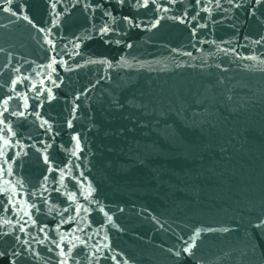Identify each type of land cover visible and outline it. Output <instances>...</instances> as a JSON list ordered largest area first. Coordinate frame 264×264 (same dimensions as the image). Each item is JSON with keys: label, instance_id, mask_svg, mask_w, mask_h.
I'll return each mask as SVG.
<instances>
[{"label": "water", "instance_id": "1", "mask_svg": "<svg viewBox=\"0 0 264 264\" xmlns=\"http://www.w3.org/2000/svg\"><path fill=\"white\" fill-rule=\"evenodd\" d=\"M149 5L0 0V264H264V0Z\"/></svg>", "mask_w": 264, "mask_h": 264}, {"label": "snow or ice", "instance_id": "2", "mask_svg": "<svg viewBox=\"0 0 264 264\" xmlns=\"http://www.w3.org/2000/svg\"><path fill=\"white\" fill-rule=\"evenodd\" d=\"M57 2H59V0H57ZM77 2H79V0H77ZM115 2H116L118 5L123 6V5L125 4L126 0H115ZM127 2H128L132 7H134V8H140V7L148 8V7L150 6V5H149V0H136V3H134V4L132 3V0H127ZM176 2H177V0H169V3H172V4H175ZM259 2H260V0H257V3H259ZM12 3H13V0H4V6L2 7V11L5 12V13H9V12H10L11 15L16 16V14H17L16 11H11V9H10V5H11ZM199 3H200V0H196V4H199ZM152 4H155V0H152ZM56 6H57L56 3H53V4L51 5V7H52L53 9H55ZM217 6H219V5H217ZM22 7H23L22 5H18V6H17V10H22ZM159 7H160V5H156V8H157V9H159ZM84 8H85V10H87V9H89V8H93V5H92L91 2H89V3H85V4H84ZM95 8H100V4L97 3V4L95 5ZM95 8H93V11H95ZM103 15H105V16H110L111 13H110L108 10L105 9L104 12H103ZM22 18H23L24 20H26L29 24H32L33 27H36V25L33 23V21H32L27 15L23 16ZM123 19H124L125 21H128L129 24H131V20L129 19L128 16H124ZM158 23H159V21H156L155 23H151V27L155 28V27L157 26ZM181 23H183V21H181ZM135 26H136V27H139V25H135ZM110 30H111V29H110V27L108 26L107 23H105L104 25H102V26L99 28L100 33H101V34H104V35H106ZM40 31H44V29L41 28ZM77 39H79V38H77ZM75 46H76V47H79V45H75ZM52 47H53V50H55V45H53ZM129 47H130V45H129ZM77 54H79V53H77ZM53 63H56V61H55L54 58H53ZM49 66H51V65H49ZM53 71H55V69H53ZM11 83H12V85H15V84L17 83V80L13 79V80L11 81ZM53 84H55V81H53ZM0 87H2V86H0ZM48 98H49V100H51V99L53 98L52 95H51V91H50V90H49V97H48ZM7 103H8V100L5 99V100H4V104L7 105ZM34 107H35V106H34ZM7 112H8V109H7V107H5V109H4V113H7ZM4 113H0V117H4ZM12 115H18L19 117H23V116H24V113H23V112H20V113H18V114H17V113H12ZM3 123H4V118H0V124H3ZM69 126L71 127V122H69ZM0 131H5V130H4V129H0ZM6 131H7V132H14V130L11 129V128L6 129ZM73 139H76V138L73 137ZM3 143H4L5 146H7V145H8V140H7V139H4V140H3ZM77 147H79L78 144H77ZM0 154H3V153L0 152ZM73 154H74V153H73ZM44 163H45V164H49L48 157H45V158H44ZM47 170H48L49 172H51V171H53V168H52L51 166H49V168H48ZM0 172H3V169H0ZM44 179L47 180L48 177L45 176ZM45 191H46V189H45ZM56 191H59V189H57ZM32 195L35 196V193H32ZM74 195H75V194L73 193L72 196L69 197V199H72V197H73ZM89 195H91V193H89ZM0 196H3V199H0V204L3 205V207H4V211H8V210H9V209H8V205H10V204L12 203V199H11V197H10V196H4L3 193H0ZM87 198H88V197L85 196V199H87ZM5 201H6V203H5ZM40 202H41L42 204H44V205H47V199H46V198L41 197V198H40ZM32 207L35 208L36 213H37L38 218H39V215L41 214V209H40L39 207H37L36 204H33ZM80 210H81V209H80V207L78 206L77 209H76L77 214H79ZM64 211L67 212L68 209L65 208ZM84 211L87 212L88 210H87V209H84ZM99 211L103 213V212H104V209H103V208H100ZM105 215H106V213H105ZM30 219H31V217H30ZM53 219H54V218H53ZM109 219H110V218H109ZM71 220H74V218L71 217V216H69V219H68V220H65V219L62 217V218H61V223H69V221H71ZM38 222L41 223L42 226L40 227V231L43 232V231L45 230V228L48 227V225H47L46 223H44L43 221H38V219H37V220H32V225L35 226ZM5 223H9V221H5ZM25 223H27V222H25ZM93 223H94V221H93ZM89 227H91V223L89 224ZM20 231H24V226H23V225L21 226ZM73 231H75V229H73ZM81 231H82V229H81ZM3 235H4V236H7V235H11V233H10V232H5V233H3ZM69 235H71V232H69ZM16 239L18 240L19 237H16ZM61 239L63 240L64 237H61ZM76 239H79V237H76ZM56 247L59 248L60 245H59V244H56ZM75 247H76V245H75V244H72V245L68 248V252H67V253H65L63 249L60 250V256H61V259H60V261H59V264H68V260H67L66 257L73 255V249H74ZM47 251L51 252L52 249H51V248H48ZM182 251L185 252V253H188V252H189V247H184V248L182 249ZM4 255H5V253L0 252V257H3ZM13 255H16V254L14 253ZM176 255H179V252H177ZM76 264H79V261H78V260L76 261Z\"/></svg>", "mask_w": 264, "mask_h": 264}]
</instances>
